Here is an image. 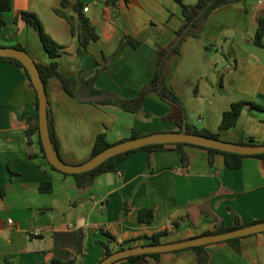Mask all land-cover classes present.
Instances as JSON below:
<instances>
[{
	"label": "crops",
	"instance_id": "1",
	"mask_svg": "<svg viewBox=\"0 0 264 264\" xmlns=\"http://www.w3.org/2000/svg\"><path fill=\"white\" fill-rule=\"evenodd\" d=\"M191 0L185 3L194 5ZM63 11L78 18L74 6L83 5L100 36L82 49L70 23L56 14L61 0H12L0 30V47L22 46L37 63L50 58L37 31L23 21L22 11L36 13L46 32L62 46L60 71L77 77L81 71L101 70L96 87L123 100H132L154 77L158 46L171 47L183 25L176 0H69ZM88 7V11L84 8ZM264 0L215 9L200 37H188L179 55L164 67L168 84L184 102L188 122L219 133L225 142L253 138L264 143V111L246 108L235 127L220 130L224 113L238 101L264 106V47L254 43ZM126 34L142 45H120ZM47 98L62 160L78 165L91 158L96 137L110 143L133 132L148 135L178 131L164 121L172 107L156 92L132 113L115 106H95L69 96L57 77L47 82ZM37 94L26 71L0 61V264H53L75 261L98 264L105 257L102 242L112 248L125 239L169 228L165 242H176L214 230L264 220V159L245 157L240 169L230 170L222 154L210 164L208 150L184 146L189 158L170 146L149 153L138 151L123 160L115 173L101 174L87 188L74 176L55 171L43 156L40 133L27 144L29 118L36 115ZM196 118H198L196 123ZM30 154L33 158H30ZM51 182V193H42ZM154 210L152 223L138 219L141 209ZM12 221V224L9 221ZM181 220L177 230L171 228ZM107 233L115 238L110 240ZM239 251L223 241L205 246L208 264H264V232L243 237ZM149 264H199L198 252L183 249L148 257ZM115 264H132L126 259Z\"/></svg>",
	"mask_w": 264,
	"mask_h": 264
},
{
	"label": "trees",
	"instance_id": "2",
	"mask_svg": "<svg viewBox=\"0 0 264 264\" xmlns=\"http://www.w3.org/2000/svg\"><path fill=\"white\" fill-rule=\"evenodd\" d=\"M176 1L180 4L182 8L183 25L176 32V40L171 47L162 48L158 46L157 49L158 65H157L156 73L152 78V80L148 83V85L140 92V96L132 100H123L118 96L109 93L108 91L97 88L96 79L99 73L101 72V70L81 71L77 77H70L64 74L63 72H61L60 64L57 61V59L63 53L62 46L46 32L42 21L40 20L39 16L36 13L31 11H22L18 14L16 18V23L21 20L25 22L27 25L33 27L39 34L44 49L46 50L50 58L53 59V61L50 64L37 63L46 90H47L48 80L52 77H57L62 82L65 92L69 96L77 98L79 101L83 103H90L95 106H115L122 110L132 113L138 112L139 110L142 109L144 101L149 93L156 92L162 100L169 103L172 107L170 113L163 117L164 121L176 122L179 132L183 131L186 125L187 133L189 134L202 135L213 139L221 140L219 133H213L208 130L198 129L197 127L191 125L188 122V113L186 106L182 101L180 95L176 92V90L168 84L167 77L164 74V67L167 61L173 55L180 54L182 45L188 37L198 38L201 36L205 22L208 20V18L215 9L230 4H236L241 2L247 3L248 0H197L194 5L185 3V0H176ZM12 5H13L12 0H0V30H2L7 24L5 20V14L12 9ZM68 6H70L69 0H61V7L59 9H56L55 12L57 15L65 18L70 23L73 34L78 36L81 48L86 49L91 42L98 41L100 39V36L97 33L96 28L92 25L90 19L84 15L83 5L81 3H78L74 6L75 11L78 13L77 20L63 11V9L67 8ZM254 43L258 47L261 48L264 47V15H262L259 19ZM127 44L131 45L134 48H138L142 45L140 41L136 40L134 37H132L129 34L125 35L120 45V49ZM17 48L25 50L22 46L19 45L17 46ZM0 61L13 63L23 68L28 75L31 86L34 88L29 72L24 67L22 62H20L15 58H8V57H0ZM35 107L37 112L36 115L34 117L29 118L27 121L26 137H27L28 146H31V141H32L31 139L33 134L39 132L38 97ZM246 108L264 111V106L256 104L254 102L245 101V100L235 102L232 104L231 108L224 113L219 129L228 130L235 127L236 124L238 123V120L240 119L242 111ZM48 111H49V127H50L51 138L54 147L60 156L59 141L56 137L54 122L50 114L49 105H48ZM140 136L142 135H140L137 132H133L130 138L123 139L120 142L129 139H136L139 138ZM238 143L243 145L259 144L253 138H244ZM40 145L43 156L47 159L41 138H40ZM112 145L114 144L108 141L106 134L100 133L96 137L91 158L97 156L98 154L108 149ZM188 145L196 146L186 143L156 144V145L146 146L110 158L96 169L81 174H68L57 170L52 165L51 167L55 171L61 172L64 175L74 176L76 179L77 186L79 188H87L93 184L94 180L99 175L105 173L117 172L120 163L126 158H128L130 155L138 151H148L149 153H152L155 151L163 150L170 146H174L182 154L183 170L187 171L189 166V158L184 152L183 147ZM196 147L204 148L209 151L210 153L209 162L211 165H213L214 162L213 161L214 155L222 154L225 158L226 166L230 170L240 169L242 167L243 159L245 157H258L264 159V154L247 156L236 153L224 152L217 149L206 148L202 146H196ZM33 157L34 156L30 154V158ZM52 189H53V185L51 182H44L40 187V191L42 193H51ZM154 218H155V214H154V210L152 209L144 208L141 209L138 213V219L142 223H147V224L152 223L154 221ZM262 221L264 220H256L253 222L242 223L239 219H237L236 223L231 227H227L224 224H219L216 226L214 230L207 231L201 234L200 236L226 233ZM180 222L181 220L174 221L171 224V228L173 230H177L180 227ZM169 234H170V230L169 228H166L164 230L155 232L150 236L142 235L130 239H125L118 244L117 248H112L109 243L102 242V245L105 249L104 258L109 257L110 255H112L117 251H121L134 246L160 245L162 243H166L164 239L167 238ZM107 236L110 238L111 241L115 240V238L108 233ZM241 239L242 238H234L226 242L230 243L237 251H239L238 242ZM204 248L205 246H199V247H192L187 249H193L198 252L199 264H208L209 257L208 254L205 252ZM179 251L182 250H177L174 252H179ZM161 254L162 253L142 254L137 256H131L129 258H126V260L130 261L132 264H149L148 257H159ZM53 264H76V263L75 261L62 262L60 260H54Z\"/></svg>",
	"mask_w": 264,
	"mask_h": 264
},
{
	"label": "water",
	"instance_id": "3",
	"mask_svg": "<svg viewBox=\"0 0 264 264\" xmlns=\"http://www.w3.org/2000/svg\"><path fill=\"white\" fill-rule=\"evenodd\" d=\"M0 57L15 58L22 62L24 67L28 70L39 101V133L45 154L49 163L61 172L68 174H81L89 172L96 169L110 158L132 150L156 144L186 143L247 156L264 154V143L243 145L239 143L225 142L202 135L189 134L187 133L185 125L183 131L181 132H156L140 136L136 139H129L112 145L97 156L90 158L82 164H68L59 156L51 138L47 91L37 66V62L26 50L19 49L17 47H0ZM262 232H264V221L226 233L197 236L182 241L162 243L160 245H139L130 247L113 253L109 257L104 258L98 264H114L119 260L142 254L165 253L192 247L207 246L209 244L228 241L234 238H243Z\"/></svg>",
	"mask_w": 264,
	"mask_h": 264
},
{
	"label": "built area",
	"instance_id": "4",
	"mask_svg": "<svg viewBox=\"0 0 264 264\" xmlns=\"http://www.w3.org/2000/svg\"><path fill=\"white\" fill-rule=\"evenodd\" d=\"M88 10H89L88 7H85V8H84V11H88ZM9 223L12 224V221L10 220Z\"/></svg>",
	"mask_w": 264,
	"mask_h": 264
},
{
	"label": "rangeland",
	"instance_id": "5",
	"mask_svg": "<svg viewBox=\"0 0 264 264\" xmlns=\"http://www.w3.org/2000/svg\"><path fill=\"white\" fill-rule=\"evenodd\" d=\"M191 1H193V2H194L195 0H191ZM197 120H198V118H196V120H195V121H196V123H197Z\"/></svg>",
	"mask_w": 264,
	"mask_h": 264
}]
</instances>
